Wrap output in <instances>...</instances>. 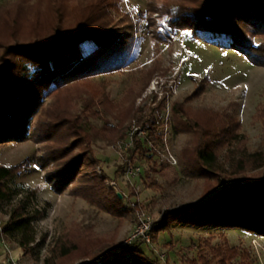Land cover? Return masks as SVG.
<instances>
[{
  "label": "trees",
  "instance_id": "16d2710c",
  "mask_svg": "<svg viewBox=\"0 0 264 264\" xmlns=\"http://www.w3.org/2000/svg\"><path fill=\"white\" fill-rule=\"evenodd\" d=\"M122 1L14 0L0 4V147L33 137L44 146L41 165L52 168L46 179L57 192L70 187L75 195L119 217L142 206L137 202L125 207L120 193L111 196L105 183L108 177L94 170L102 161L91 144L96 138L116 147L125 142L130 129L125 124L136 116L137 98L155 77L168 76L169 69L159 58L154 59L143 80L131 86L119 101L104 92L110 81L100 83L102 93L95 85L94 90L89 89L88 84L96 76L113 75L130 66L137 53L134 46L139 23L148 22L155 46L166 41L159 30L166 21L172 31H188L193 38L210 43L227 40L230 49L264 66V42L256 41L264 38V0H150L149 12H139L137 17L124 10ZM155 13L157 17H153ZM168 82L166 78L160 98L154 95L156 105L144 117L136 118L133 145L124 151L120 170L139 160L148 163L152 175L161 170L158 166L163 164L159 165L156 157L166 141L164 127L168 123L162 113L168 102ZM204 89L196 84L191 95L175 100L171 108L174 127L195 136L183 149L181 160L196 168L204 179V198L165 210L153 222L155 244L161 232L175 225L239 228L264 237V153L246 150L240 119L234 115L193 107L192 102ZM91 90L79 107L77 103ZM100 116L104 118L101 127L83 126L85 120ZM256 117L264 128V106ZM114 119L119 123L114 124ZM236 145L240 146L238 156L233 151ZM27 162L0 164V209L10 206L0 235L17 243L24 256L33 254L38 235L34 221L46 218L51 206L46 202L43 209L32 208L39 186L22 192L11 186L26 170ZM226 162L232 164L231 169H226ZM259 169L261 178L252 182L227 184L221 174L245 179L243 173ZM148 177L151 188L161 189L152 176ZM218 236V244L213 243L215 235L193 243L190 248L196 250V257L186 262L254 264L248 249L231 245L224 232ZM44 241L45 236L41 243ZM150 252L155 255L154 247ZM228 257L240 261L229 263ZM85 258L91 260L80 264H159L142 244L120 247L115 236H98L91 229L79 228L61 238L46 264H73Z\"/></svg>",
  "mask_w": 264,
  "mask_h": 264
},
{
  "label": "rangeland",
  "instance_id": "374dc122",
  "mask_svg": "<svg viewBox=\"0 0 264 264\" xmlns=\"http://www.w3.org/2000/svg\"><path fill=\"white\" fill-rule=\"evenodd\" d=\"M14 0H0V4ZM150 0H123L124 10L131 11L134 17L139 12L148 13ZM157 13L153 17H157ZM154 30V29H153ZM166 41L153 44V34L147 21H141L136 31L135 60L122 72L113 75H100L92 78L89 89L95 87L102 93L100 83L103 80L110 81L104 90L105 94L115 101L121 100L131 86H138L139 80H143L147 70L153 64L154 59L159 58L160 63L167 67L168 76L155 77L136 100V116L129 124L133 130L138 118L144 117L150 109L156 105L154 95L162 96L164 86L168 78L167 97L168 102L162 116L167 121L164 127L165 147L163 152L173 154L178 163L169 164L164 156L156 159L160 170L157 174H151V167L145 160H139L135 166L141 171L136 176L126 173V168L120 170L124 162V144L122 147L107 145L102 139L93 140L91 147L102 163L95 166L94 170L100 176L106 175V187L111 189V196L122 193L123 203L131 207L132 202L140 203L141 210L151 214L155 220L159 219L163 212L180 205L197 202L204 198L203 178L192 165L181 160V153L188 147L193 134L176 129L171 121L172 102L184 100L194 92L196 84L205 89L194 99V108L204 107L212 111H219L234 115L240 119V134L246 140V150L249 153L262 151L264 153V128L263 121L256 117L257 112L264 106V66L251 63L241 52L230 49L227 40L210 43L203 39L193 38L188 31L174 32L165 21L160 27ZM257 42H264V38H257ZM146 71V72H145ZM141 76V77H140ZM204 78H208L205 80ZM92 90L86 93L83 100L78 102L83 107ZM98 96L96 95V98ZM156 102H154V101ZM105 116V115H104ZM109 117V115H108ZM137 118V119H136ZM114 124L119 119L112 120ZM104 124L103 116L85 120L83 126L101 127ZM88 127V130H89ZM129 137L125 139V143ZM240 146H234L233 151H240ZM45 149L33 137L23 142H10L0 147V164L16 165L27 160L28 166L24 172L18 175L11 186L17 191H23L39 186V191L31 204L32 208L43 209L46 202L50 203L47 217L34 221L37 230V240L33 244V254L23 256L27 264H46V260L53 255V251L61 238L72 233L76 228L81 230L91 229L98 236L113 238L120 246L127 239L130 231L136 225V212H126L116 216L103 207H100L88 199L75 195L68 187L62 192H57L52 183L46 179L51 167L44 169L41 158ZM236 154V153H235ZM237 156L240 155L238 152ZM227 163V162H226ZM232 164L227 163L226 169H231ZM262 170H251L244 174V178L229 176L222 173L225 183L229 184L238 180L256 181L261 178ZM152 176L161 186L155 190L150 187ZM115 184H111L112 182ZM10 206L0 209V222L5 225L9 216L5 212ZM118 230V232H116ZM224 232L233 246H241L248 249L254 264H264V237L243 229H215L199 228L196 226L175 225L171 229L161 232L153 247L155 255L151 254L152 247L143 245L144 251L151 259H156L159 264H188L186 259L196 257V250L190 248L193 243L198 244L200 239L215 235L214 244L221 242L219 233ZM45 241L41 243L42 237ZM6 238V237H5ZM7 239V238H6ZM11 246H17L12 240L7 239ZM124 247V246H123ZM142 250V249H141ZM101 254L97 259H100ZM157 255H165V258H157ZM90 258L79 259L73 264L89 262ZM229 263H239L240 259L227 258Z\"/></svg>",
  "mask_w": 264,
  "mask_h": 264
},
{
  "label": "built area",
  "instance_id": "2783aa9c",
  "mask_svg": "<svg viewBox=\"0 0 264 264\" xmlns=\"http://www.w3.org/2000/svg\"><path fill=\"white\" fill-rule=\"evenodd\" d=\"M137 130V128H134L133 130H131V132H129V139L128 141L125 143H121L120 145H118L117 147H122V145L124 144V148H129L133 145L132 143V134L134 133V131ZM141 135L144 134V131L140 132ZM125 149V150H126ZM158 154L161 156H164V159L172 165H176L178 163L177 158L169 153V152H163L162 150L158 151ZM141 171L140 167L137 166H127L126 167V173L130 176H136L139 172ZM111 184H115V182L113 181ZM121 197L123 196L120 193ZM132 206L136 203L132 202L131 203ZM129 206V203H128ZM126 207V204H125ZM155 221V219L153 218V216H151V214L147 213L146 211L143 210H138L136 211V225L135 227L130 231L128 237L126 240H124L121 244V246L127 247V246H131L134 244H142V245H147L150 247H153V238H152V226H153V222ZM4 224H2L0 222V231L3 230ZM159 257H161L162 259L165 258V255H159ZM3 264H27L26 261H24L22 258H8Z\"/></svg>",
  "mask_w": 264,
  "mask_h": 264
},
{
  "label": "crops",
  "instance_id": "0c3cea01",
  "mask_svg": "<svg viewBox=\"0 0 264 264\" xmlns=\"http://www.w3.org/2000/svg\"><path fill=\"white\" fill-rule=\"evenodd\" d=\"M24 256L23 249L17 246H11L5 236L0 235V264H3L8 258L15 259L22 258Z\"/></svg>",
  "mask_w": 264,
  "mask_h": 264
},
{
  "label": "water",
  "instance_id": "95a60500",
  "mask_svg": "<svg viewBox=\"0 0 264 264\" xmlns=\"http://www.w3.org/2000/svg\"><path fill=\"white\" fill-rule=\"evenodd\" d=\"M121 196V195H120Z\"/></svg>",
  "mask_w": 264,
  "mask_h": 264
}]
</instances>
